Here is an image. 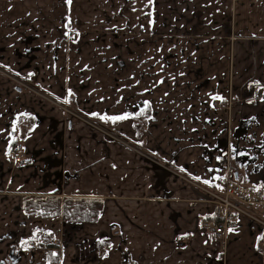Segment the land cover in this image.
Returning a JSON list of instances; mask_svg holds the SVG:
<instances>
[{"label":"crops","instance_id":"1","mask_svg":"<svg viewBox=\"0 0 264 264\" xmlns=\"http://www.w3.org/2000/svg\"><path fill=\"white\" fill-rule=\"evenodd\" d=\"M121 2L0 0V62L204 181L228 162L264 192V0ZM35 98L0 76V238L24 195L93 196L104 211L84 228L109 247L85 264H264L261 227L237 216L212 239L199 222L213 206L192 187Z\"/></svg>","mask_w":264,"mask_h":264},{"label":"built area","instance_id":"2","mask_svg":"<svg viewBox=\"0 0 264 264\" xmlns=\"http://www.w3.org/2000/svg\"><path fill=\"white\" fill-rule=\"evenodd\" d=\"M3 74L16 87L28 90L40 99L57 106L59 109L61 108L70 117L85 122L95 130L129 147L142 158L152 162L156 173L164 175L166 178L180 180L192 187L197 194L196 201L213 206L212 211L204 215L199 222V228L212 234V239L216 241L223 239L226 230L235 225L237 216H245L250 222L264 230V192L258 190L252 184H245L235 179L228 162L225 165L224 172L215 181L205 183L204 180L192 175L185 168L176 165L173 160L161 158L141 145L130 142L119 132L108 127L91 114H84L78 111L65 99L63 100L50 94L27 77L19 76L9 71H5ZM243 91L250 93L247 99L253 98L259 93L256 86L251 90L248 84L243 87ZM228 101L230 104L232 101L231 95L228 96ZM216 104L221 107V100H217ZM23 150L24 146L22 143H18L13 148L12 156L16 163L22 162ZM65 225L61 222L62 227ZM60 245L62 247V242ZM37 249L38 252H46V248L38 247Z\"/></svg>","mask_w":264,"mask_h":264},{"label":"trees","instance_id":"3","mask_svg":"<svg viewBox=\"0 0 264 264\" xmlns=\"http://www.w3.org/2000/svg\"><path fill=\"white\" fill-rule=\"evenodd\" d=\"M28 121L22 125L21 132L34 122L32 116L27 115ZM18 141L14 139L11 147L15 148ZM19 211L22 219L30 220L34 235L32 238L22 240L20 243L28 247L46 248L45 259L54 263L59 262L57 250L61 245L58 235L54 231L57 223L66 225L95 223L104 211V200L93 196H58V195H24L21 197ZM44 220L51 221L50 227L38 226ZM25 220H20V225ZM34 226V227H33ZM26 242V243H25ZM109 242L106 239L96 241L94 246L98 257L104 256Z\"/></svg>","mask_w":264,"mask_h":264},{"label":"rangeland","instance_id":"4","mask_svg":"<svg viewBox=\"0 0 264 264\" xmlns=\"http://www.w3.org/2000/svg\"><path fill=\"white\" fill-rule=\"evenodd\" d=\"M120 5L121 6L124 5V0H122ZM5 71L12 72V73L19 75V76L27 77L32 82L36 83L34 80H32L30 77L27 76V73L19 71V70L7 68L6 66H4L0 62V76L3 77L7 81V83L9 84L10 90H12V91H15V89L17 87L11 80H9L3 74V72H5ZM20 91L23 92L24 94L28 95V96H32L33 98L36 97L38 100H40V102L41 101L46 102V101L40 99L39 97L35 96L34 94L30 93L26 89H21ZM47 103H49V102H47ZM69 104L74 106L78 111H80L84 114H89L87 111H84L85 108L82 109V108L78 107L75 103L69 102ZM55 107H57V106H55ZM63 113L65 114V118L67 120V118H69L70 115H68L65 112H63ZM71 118H73L74 120L82 122L84 125H86L88 127V129L91 132H94V131L100 132V131L95 130L94 128L90 127L85 122H83L77 118H74V117H71ZM111 128H113V127H111ZM121 135H123V134H121ZM11 156H12V152H11ZM21 157H22V162L18 163V164H24L25 163L24 156H21ZM12 158H13V156H12ZM13 160H14V158H13ZM14 210H16V208H14ZM20 220H25V223L20 225V221H19L18 222L19 226L17 228L11 229L8 232V234H6L5 237L0 238V240L4 241V243H5L4 245L2 244L0 246V264H2L1 261L5 258L7 253L10 252V250L12 248L17 249L18 256L20 257L18 264H64L63 260L65 259V257H67V254L63 249L64 247L63 248L61 247L60 249L57 250V253L59 256V262L54 263V262H51V261H48L45 259V256H44L45 252H38V249H37L38 246H37V248L36 247L32 248V247L25 246L22 243H19L22 240H27L29 238H32V236L34 235L33 228L30 225L31 221L27 220V219H22L21 216H20ZM51 223H52L51 221L49 222L47 220H44L38 226L39 227L43 226L46 228H52V227H50ZM54 231H55L56 235H58L59 242L63 243V246L65 244L67 245V247L69 245L72 246V254L70 255L69 264H85L86 261L94 259L95 255H97L94 253V250H93L94 246H95L94 243L97 240L92 241V236L94 233L87 231L86 228H84V224L65 225L64 227H62L61 223H57L56 226H54ZM103 237H101L99 240H101ZM19 238H20V241L17 242ZM97 258H98V256L95 259H97ZM92 264H99V262L93 260Z\"/></svg>","mask_w":264,"mask_h":264},{"label":"water","instance_id":"5","mask_svg":"<svg viewBox=\"0 0 264 264\" xmlns=\"http://www.w3.org/2000/svg\"><path fill=\"white\" fill-rule=\"evenodd\" d=\"M17 90H21L19 87L16 88ZM8 256L10 258L11 264H16L19 261V256L16 254L15 250L12 249L9 253Z\"/></svg>","mask_w":264,"mask_h":264},{"label":"flooded vegetation","instance_id":"6","mask_svg":"<svg viewBox=\"0 0 264 264\" xmlns=\"http://www.w3.org/2000/svg\"><path fill=\"white\" fill-rule=\"evenodd\" d=\"M12 249H14L15 250V252H16V254L18 255V253H17V249H15V248H12ZM11 249V250H12ZM10 250V251H11ZM9 253V252H8ZM8 253H7V255L5 256V258L1 261L2 262V264H11V261H10V258H9V256H8ZM19 262V261H18ZM18 262L16 263V264H18Z\"/></svg>","mask_w":264,"mask_h":264},{"label":"snow or ice","instance_id":"7","mask_svg":"<svg viewBox=\"0 0 264 264\" xmlns=\"http://www.w3.org/2000/svg\"><path fill=\"white\" fill-rule=\"evenodd\" d=\"M69 3H71V0H68ZM147 103V102H145ZM103 119V117H101ZM109 119L116 121V120H122V119H127L126 116H115V117H110ZM208 181H205V183H207ZM231 231V229H230ZM26 243V242H25Z\"/></svg>","mask_w":264,"mask_h":264}]
</instances>
